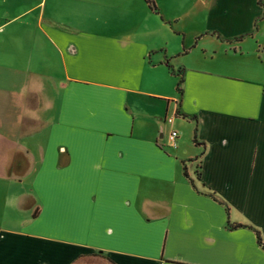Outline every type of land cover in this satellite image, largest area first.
<instances>
[{
	"label": "crops",
	"instance_id": "obj_1",
	"mask_svg": "<svg viewBox=\"0 0 264 264\" xmlns=\"http://www.w3.org/2000/svg\"><path fill=\"white\" fill-rule=\"evenodd\" d=\"M153 2L0 0V264H264V0Z\"/></svg>",
	"mask_w": 264,
	"mask_h": 264
},
{
	"label": "trees",
	"instance_id": "obj_2",
	"mask_svg": "<svg viewBox=\"0 0 264 264\" xmlns=\"http://www.w3.org/2000/svg\"><path fill=\"white\" fill-rule=\"evenodd\" d=\"M145 2H146V4H147V6H148V8L151 10V11H153V12H157V8H156V6H155V4H154V2H153V0H145ZM172 73H175V75L177 76V77H179V80H178V83H177V87H176V89L178 90V92H181V85H182V83H183V73H182V71H177V72H175V71H172ZM194 132H196V128L194 129ZM194 143L196 142V140H195V136H194ZM184 172H185V170H184ZM228 211V208H226V212ZM242 225H231V224H229L228 223V227H230V228H235V227H241ZM256 234H257V241H258V243L260 244V245H262V241H261V238H260V235H259V233L258 232H256ZM263 246V245H262Z\"/></svg>",
	"mask_w": 264,
	"mask_h": 264
},
{
	"label": "built area",
	"instance_id": "obj_3",
	"mask_svg": "<svg viewBox=\"0 0 264 264\" xmlns=\"http://www.w3.org/2000/svg\"><path fill=\"white\" fill-rule=\"evenodd\" d=\"M166 121H167L169 124H171V123L173 122V118H168ZM176 137H177V133H176L175 131H172V132L170 133L168 139H169L170 142L173 143V142L175 141Z\"/></svg>",
	"mask_w": 264,
	"mask_h": 264
}]
</instances>
